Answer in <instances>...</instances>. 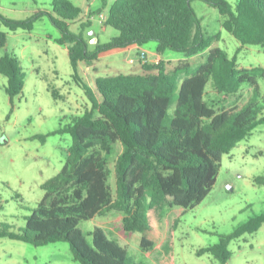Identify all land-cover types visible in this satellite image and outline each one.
Returning a JSON list of instances; mask_svg holds the SVG:
<instances>
[{
	"label": "trees",
	"instance_id": "1",
	"mask_svg": "<svg viewBox=\"0 0 264 264\" xmlns=\"http://www.w3.org/2000/svg\"><path fill=\"white\" fill-rule=\"evenodd\" d=\"M194 1L117 0L109 9L105 27L119 35L107 44L99 41L93 51L84 36L91 27H81L80 34L71 31L84 11L69 0H54L51 12L40 11L26 21H13L0 13V49L7 44L3 27L11 32H31L37 22L48 17L61 33L57 43L68 46L77 81L81 63L91 65L102 54L150 42L157 43L160 56L175 52L189 59L207 54L206 62L195 69L184 64L168 73L161 65L145 62L147 74L100 77L95 87L80 83L90 110L54 133L72 138L64 168L42 185L45 196L26 218L25 227L14 233L3 225L0 240L34 247L67 243L80 264H140L132 263L127 249L103 228L90 233V243L80 225L117 211L124 216V231L141 234V249L150 253L163 239L162 226L169 209L181 208L185 214L210 195L224 156L264 125L258 103L264 68L242 67L224 50L212 48L219 36L207 33L193 8ZM203 2L219 11L222 28L242 46L264 49V0H237L235 5L228 0ZM0 74L8 80L13 113V101L25 88L21 60L7 53L0 59ZM209 85L224 96H236L249 87L253 99L242 107L216 109L206 101ZM47 137L39 139L45 143ZM118 144L124 152L115 166L113 190L109 160ZM256 182L264 185V177ZM179 223L180 219L176 220L174 228ZM263 225L264 213L198 255L211 254L227 264L232 257L230 244L258 233Z\"/></svg>",
	"mask_w": 264,
	"mask_h": 264
},
{
	"label": "rangeland",
	"instance_id": "2",
	"mask_svg": "<svg viewBox=\"0 0 264 264\" xmlns=\"http://www.w3.org/2000/svg\"><path fill=\"white\" fill-rule=\"evenodd\" d=\"M84 11L71 25V31L81 33V27H91L84 36L93 51L98 44L109 43L119 35L105 27L100 15L107 16L117 0H69ZM233 5L237 0H228ZM54 0H0V13L13 21H26L40 11L51 12ZM104 8V10H103ZM203 26L218 40L212 48L224 50L230 59L236 58L245 68H264V49L242 46L222 28L219 11L203 0L193 3ZM102 11V12H101ZM6 48L0 49V59L7 53L17 56L26 73L25 88L12 104L7 94L8 80L0 74V230L3 225L19 233L45 196L42 185L58 176L64 168L72 145L70 135L55 134L89 111L91 105L80 83L94 86L97 78L117 74H147L142 62L161 65L168 73L187 64L191 69L206 62V53L186 59L184 55L167 52L158 60L157 43L102 54L91 65L81 63L78 81L71 67L68 46L57 43L60 31L46 17L37 22L33 31L11 32ZM144 54L147 55L145 59ZM142 65V68H141ZM152 74H155L153 72ZM259 99L264 116V80L260 79ZM56 96H55V95ZM253 99V90L244 87L236 96L219 95L209 85L206 101L213 108L242 107ZM48 136L43 143L39 137ZM103 151V150H102ZM124 152L122 144L113 146L109 160L112 171L110 184L115 189V166ZM105 155V152H103ZM264 177V125L256 128L228 155H225L217 183L202 204L184 213L181 208L169 209L163 222V239L150 253L141 249V234H128L123 229V214L112 211L83 222L80 228L90 243V233L103 228L109 237L126 248L132 263L140 264H221L211 254L199 256L202 250L220 243L221 237L233 234L250 219L264 213V185L256 179ZM180 219L177 228L176 220ZM227 264H264V225L256 234H246L234 240ZM168 254L170 256L168 257ZM0 264H80L69 244L56 243L44 247L10 240H0Z\"/></svg>",
	"mask_w": 264,
	"mask_h": 264
},
{
	"label": "crops",
	"instance_id": "3",
	"mask_svg": "<svg viewBox=\"0 0 264 264\" xmlns=\"http://www.w3.org/2000/svg\"><path fill=\"white\" fill-rule=\"evenodd\" d=\"M0 11H2V9H1ZM97 41L99 42V39H98V38H97ZM132 48H138V46H132V47L127 48V49H125V50L132 49ZM117 51H121V50H117ZM123 51H124V50H123ZM113 52H116V51H113ZM109 53H112V52H109ZM144 55H146V54H144ZM100 58H103V57H100ZM100 58H99V59H100ZM145 59H147V55H146ZM160 59H162V56L159 55L158 60H160ZM144 63H145V61L142 62V64H144ZM141 68H142V65H141ZM80 69H81V65H80ZM117 75H118V74H117Z\"/></svg>",
	"mask_w": 264,
	"mask_h": 264
},
{
	"label": "built area",
	"instance_id": "4",
	"mask_svg": "<svg viewBox=\"0 0 264 264\" xmlns=\"http://www.w3.org/2000/svg\"><path fill=\"white\" fill-rule=\"evenodd\" d=\"M100 19H101L102 23H105L107 21V16H104L103 14H101Z\"/></svg>",
	"mask_w": 264,
	"mask_h": 264
},
{
	"label": "water",
	"instance_id": "5",
	"mask_svg": "<svg viewBox=\"0 0 264 264\" xmlns=\"http://www.w3.org/2000/svg\"><path fill=\"white\" fill-rule=\"evenodd\" d=\"M98 42V41H97ZM144 57H146V55H144Z\"/></svg>",
	"mask_w": 264,
	"mask_h": 264
}]
</instances>
